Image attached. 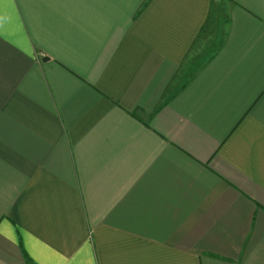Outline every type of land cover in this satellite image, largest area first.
Segmentation results:
<instances>
[{
	"label": "crops",
	"instance_id": "crops-1",
	"mask_svg": "<svg viewBox=\"0 0 264 264\" xmlns=\"http://www.w3.org/2000/svg\"><path fill=\"white\" fill-rule=\"evenodd\" d=\"M0 264H264V0H0Z\"/></svg>",
	"mask_w": 264,
	"mask_h": 264
}]
</instances>
